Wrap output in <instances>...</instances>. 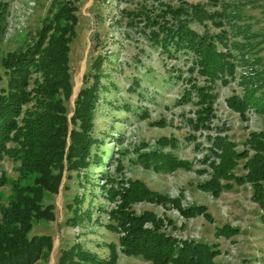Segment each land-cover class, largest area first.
<instances>
[{
  "label": "trees",
  "instance_id": "16d2710c",
  "mask_svg": "<svg viewBox=\"0 0 264 264\" xmlns=\"http://www.w3.org/2000/svg\"><path fill=\"white\" fill-rule=\"evenodd\" d=\"M10 1L13 0H0V21L5 20ZM161 4L158 13L146 12L143 25L150 28L147 36L155 48L170 56L183 53L191 60V72L196 71L203 78L202 85L187 79L188 87L179 102L196 99L194 116L185 122L193 132L208 133L207 145L199 160L201 167L196 170L193 162L159 148L140 153L139 162L145 170L154 173L185 170L205 175L207 179L199 189L213 198L233 190L234 186L249 185L251 202L262 211L264 226V131H250L243 147L238 149V143L224 134V129L212 124L217 98L214 84L227 83L239 62L251 69L240 75L242 96L229 97L227 104L241 115L249 108L264 113V67H256L260 59L253 53L254 35L249 32V26L237 25L238 32L244 33V40L230 42L225 35L199 34L191 26L209 20L220 27L222 22L236 17L239 14L236 11H210L204 4L186 1L177 6ZM76 12L74 0H51L32 42L0 59L7 75L6 86L0 90V160L7 157L19 163L17 181L9 182L0 171V189L10 185L13 191L6 206L0 193V264L47 262L52 238L29 237L34 222L54 220L53 206L43 205L44 194L58 192L64 169L77 172L79 179L88 183L89 168L102 164L92 148L103 144V139L94 134V117L100 94L107 89L103 67L106 61L110 62L107 55L92 60V71L83 76L84 85L74 100L70 118L65 105L72 93L69 52L78 23ZM188 138L196 140L195 134ZM157 144L161 148L175 147L178 141L161 137ZM194 146L200 148L201 144L195 142ZM104 181L107 185L113 183L108 177ZM102 189L105 199L114 207L100 208V212L107 214L105 228L117 236V243H105L108 256L101 258L75 242L59 252L55 264H119V253L139 257L150 264H217L215 258L220 252L215 245L178 239L166 232L164 220L152 212L137 215L132 211L137 203L170 205L185 219L202 216L210 222L212 218L203 205L182 208L179 199L154 192L138 180L120 181L118 188ZM76 197L68 206L72 227L91 219L90 213L82 209L84 199ZM216 234L230 238L238 230L225 225Z\"/></svg>",
  "mask_w": 264,
  "mask_h": 264
},
{
  "label": "rangeland",
  "instance_id": "374dc122",
  "mask_svg": "<svg viewBox=\"0 0 264 264\" xmlns=\"http://www.w3.org/2000/svg\"><path fill=\"white\" fill-rule=\"evenodd\" d=\"M183 1L204 4L210 11L239 13L222 22L220 27L209 20L203 24L194 22L191 26L199 34L225 35L230 42L244 40V33L238 32L237 25L249 26V32L254 35L251 38L253 53L260 59L256 67H264V0H74L78 23L69 52L72 93L65 105L70 118L74 100L84 85L83 76L92 71V60L98 55H107L110 62L103 64L107 89L100 94L94 117V134L103 139V144L92 148L102 164L89 168L88 183L81 181L77 172L64 169L58 192L44 194L43 205L53 206L54 220L34 222L29 237L47 235L52 238L53 245L49 260L37 264H55L59 252L75 242L106 258L108 251L104 244L117 243V236L105 228L108 216L100 212V208L111 210L114 204L105 199L102 188H118L120 181L127 180L141 181L154 192L179 199L182 208L203 205L212 221L202 216L185 219L170 205L151 203L134 204L135 214L152 212L164 220L166 232L174 237L215 245L220 252L215 258L217 264H264L262 211L251 202L249 185L234 186L233 190L213 198L199 189L207 179L205 175L185 170L154 173L145 170L139 162L140 153L159 148L193 162L195 170L201 167L199 160L203 157L208 133L193 132L186 125L185 119L194 116L196 99L192 97L191 101L181 103L179 100L188 87L187 79L202 85L203 78L196 71L191 72V60L183 53L170 56L155 48L147 36L150 28L143 25L146 12L158 13L161 3L177 6ZM50 2L10 1L5 20L0 21V59L8 52L23 50L32 42ZM233 53L238 56L235 49ZM250 69L239 62L227 83L216 81L214 84L217 98L213 104L212 124L224 129L223 133L238 143V149L243 147L250 131H264V113L249 108L241 115L227 104L229 97L242 96L240 75ZM6 81L5 69L0 64V90L6 86ZM209 133L214 134L213 131ZM190 134H195V141L188 138ZM161 137L175 138L178 144L161 148L157 144ZM195 142L201 147L195 148ZM18 167L19 163L7 157L0 160V171L9 182L18 180ZM104 177L113 183L107 185ZM0 193L6 206L13 195L11 186L2 187ZM90 193L93 194L91 198ZM76 196L84 199L82 209L90 213L91 219L72 227L69 225L72 212L68 206L74 203ZM225 225L237 228L238 234L230 238L217 235V229ZM118 263L150 264L139 257L120 253Z\"/></svg>",
  "mask_w": 264,
  "mask_h": 264
}]
</instances>
